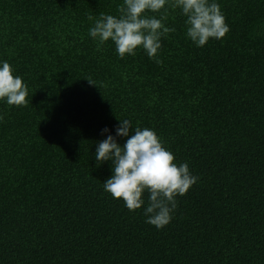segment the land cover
<instances>
[{"label": "trees", "instance_id": "obj_1", "mask_svg": "<svg viewBox=\"0 0 264 264\" xmlns=\"http://www.w3.org/2000/svg\"><path fill=\"white\" fill-rule=\"evenodd\" d=\"M215 2L226 36L199 47L169 8L158 64L97 50L88 16L123 0H0V66L29 101L0 100V264H264V0ZM127 118L198 177L162 229L147 192L130 211L104 190L96 148Z\"/></svg>", "mask_w": 264, "mask_h": 264}, {"label": "clouds", "instance_id": "obj_2", "mask_svg": "<svg viewBox=\"0 0 264 264\" xmlns=\"http://www.w3.org/2000/svg\"><path fill=\"white\" fill-rule=\"evenodd\" d=\"M166 5L168 7L166 8ZM169 8H179L186 17V35L199 47L210 39H222L230 31L215 0H123L117 6L118 16L100 13L93 22L89 35L97 41V50L111 40L121 59L136 55L142 48L150 59L162 63L158 58L161 38L174 32L167 27ZM159 18L146 13H159ZM12 66L3 61L0 66V100L10 106L26 107L28 88L22 78L13 74ZM3 117L0 116V120ZM116 136L128 137L121 145L108 135L96 148L97 163L112 161V175L104 181V190L115 199H122L130 211L145 205L144 194L148 193L147 206L143 208L146 222L158 229L164 228L172 219L177 207V197L185 195L197 182L198 177L190 172L188 164L177 165L175 156L163 145L151 129L136 126L130 119H119ZM134 129V134H129ZM103 132H108L105 128Z\"/></svg>", "mask_w": 264, "mask_h": 264}]
</instances>
